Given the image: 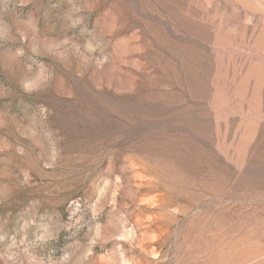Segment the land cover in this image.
Returning <instances> with one entry per match:
<instances>
[{"label": "rangeland", "instance_id": "374dc122", "mask_svg": "<svg viewBox=\"0 0 264 264\" xmlns=\"http://www.w3.org/2000/svg\"><path fill=\"white\" fill-rule=\"evenodd\" d=\"M0 264H264V0H0Z\"/></svg>", "mask_w": 264, "mask_h": 264}]
</instances>
